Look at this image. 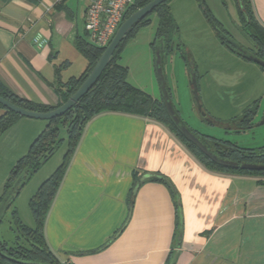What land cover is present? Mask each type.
Wrapping results in <instances>:
<instances>
[{
	"label": "crops",
	"instance_id": "crops-1",
	"mask_svg": "<svg viewBox=\"0 0 264 264\" xmlns=\"http://www.w3.org/2000/svg\"><path fill=\"white\" fill-rule=\"evenodd\" d=\"M250 1L264 28V0ZM85 6V0H0L1 84L34 103L59 104L67 82L88 65L78 48V40L89 41ZM170 8L176 24L188 19L184 10ZM144 28L125 46L139 42ZM247 63L258 81L243 90L230 81L229 113L220 121L256 100L260 109L264 72ZM224 79L219 87L226 88ZM45 125L19 117L0 135V145L13 151L10 166ZM56 153L20 193L28 187L33 193L52 174L64 154ZM43 231L62 264H264V175L209 170L164 124L102 113L85 124Z\"/></svg>",
	"mask_w": 264,
	"mask_h": 264
},
{
	"label": "trees",
	"instance_id": "trees-1",
	"mask_svg": "<svg viewBox=\"0 0 264 264\" xmlns=\"http://www.w3.org/2000/svg\"><path fill=\"white\" fill-rule=\"evenodd\" d=\"M149 1L151 0H133V2L126 8L123 20L137 8L145 5ZM169 1L170 0H167L158 5L150 14L133 26L127 38L124 39L114 51L112 60L103 70L95 84L63 115L45 120V127L31 142L27 153L19 157L11 167L2 194L0 195V204L9 194L5 211L11 209L16 229L19 232L20 238L23 239L24 244H20L16 240H13V244L0 240V264H62L46 243L43 231L45 218L55 193L64 177L71 157L81 138L85 124L102 113L112 112L133 115L149 118L164 124L189 149L195 158L209 170L220 173L238 172L264 175V170H247L226 167L212 161L197 146L190 142L172 123L160 98L153 97L148 92L132 85L127 80L128 67L119 62L121 52L127 41L133 37L139 29L151 23V15H156L158 20L153 47L155 46L156 41L162 38L164 41V52H166L168 46L171 47V50L172 47L174 48V37L177 36L178 26L172 16ZM196 1L214 34L220 39V42L238 56L252 61L249 58V55L239 50L236 43L225 34V30L222 28L221 24L204 6L203 0ZM232 2L236 9L237 25L239 29L247 38H250L257 50L251 52L244 47L243 48L249 54L264 60V28L260 26L253 14L251 1L232 0ZM224 36L227 37L225 41L223 40ZM78 48L87 58L88 65L79 77L72 78L67 82L66 90L62 92L61 102L59 104L55 106L38 104L18 97L5 88L1 82L0 95L16 105L34 111H48L60 105L85 79L105 47H97L89 41L78 40ZM257 65L264 72V66L261 64ZM257 107L258 100L246 106L243 109L242 114L223 122L234 123L237 125L238 129L249 128L253 124L252 116L255 115ZM0 108L3 110V113L0 115L1 135L9 129L19 117L23 116L5 109L1 104ZM215 120L221 122L218 119ZM190 130L193 131L201 141L219 157L237 163L245 162L264 164L263 147H242L213 136L204 138L194 129L190 128ZM63 142L66 143V150L60 163L52 174L41 182L36 191L29 198L28 206L32 215L33 226L30 227L24 225L18 218L17 210L13 203L32 175L35 174L37 170L59 149ZM207 142H212L215 145L213 144V147H210ZM216 147L220 150V153L215 150ZM18 176H21L20 180L15 188L10 191ZM133 178L136 183V173H134ZM151 180L162 181L161 178L158 179L154 177L151 178Z\"/></svg>",
	"mask_w": 264,
	"mask_h": 264
},
{
	"label": "rangeland",
	"instance_id": "rangeland-1",
	"mask_svg": "<svg viewBox=\"0 0 264 264\" xmlns=\"http://www.w3.org/2000/svg\"><path fill=\"white\" fill-rule=\"evenodd\" d=\"M203 2L208 11L221 24L222 28L235 39L234 41L231 38L235 43L240 46L247 43L245 35L236 25L237 13L232 0H203ZM171 5L177 7L179 13L184 10L188 14V19L177 22L178 31L177 36L174 37V48L177 47L176 50L165 56L164 59V78L169 87L171 101L180 110L178 114L190 128L197 129L201 133L229 139L247 147L264 145V99L255 117L257 125L244 133L227 132L223 127L208 125L204 121L197 109L193 95L191 82L192 66H194L198 75L197 84L198 86L200 85L198 88L199 103L203 111L217 119L229 113V107L225 104L227 98L231 97V90L233 89L227 88L230 85V81L235 82V87L239 88V90H243L246 85H249L250 80L255 83L258 80L252 69L249 68L250 65L247 62L250 61L236 59L235 55L228 52L218 43L196 0H170L169 6ZM179 13L177 12L178 17ZM150 17L151 23L147 25L148 27H142L144 29L140 33L139 42L129 43L124 46L119 62L128 67L127 79L129 83L149 94H155L160 97V88L154 66L155 48L147 43L148 37H151V39L153 37L154 40L158 20L154 14ZM196 23L199 24V34L193 35L191 29L192 25ZM222 76L225 77L223 82L228 80L225 83L227 89L219 87V84L222 83L220 81ZM8 148L5 145H0V195L13 166H10L11 164L8 162L13 151L11 150L12 148ZM65 150L66 143L63 142L55 156H61ZM33 193L29 192L28 187L19 193L13 203L20 221L30 227L33 226V219L28 201ZM0 240L7 241L10 244L13 240H16L18 243L24 244L16 229L11 209L5 211L2 216Z\"/></svg>",
	"mask_w": 264,
	"mask_h": 264
},
{
	"label": "water",
	"instance_id": "water-1",
	"mask_svg": "<svg viewBox=\"0 0 264 264\" xmlns=\"http://www.w3.org/2000/svg\"><path fill=\"white\" fill-rule=\"evenodd\" d=\"M167 0H151L147 2L145 5L137 8L131 14H129L118 26L114 35L112 36L109 43L105 46L102 53L99 55L94 65L92 66L89 73L86 75L85 79L76 87L74 92L68 96V98L61 103L60 105L54 107L48 111H34L30 109L23 108L15 103L7 100L3 96L0 95V104L7 110L13 111L16 114H19L23 117L41 119V120H49L55 117H59L63 115L66 111L72 108L79 99L95 84L98 80L99 76L106 68L108 63L113 58V53L119 44L127 38L129 32L133 28L135 24H137L140 20L150 14L158 5L165 2ZM237 48L241 50L243 53L249 55V58L255 62L256 64H261L264 66V60L259 59L256 56L249 54L242 46L236 43ZM155 55H154V66L157 74V80L160 88V99L165 107V110L172 121V123L177 127V129L195 146H197L207 157H209L215 163L226 167L232 168H241L247 170H264V164H255V163H237L235 161L219 157L215 154L211 149H209L201 139L190 130V128L184 123V121L179 116L177 110L175 109L171 97L169 87L164 78V41L163 39H159L156 41L154 46ZM193 71V70H192ZM195 74L192 77V87H193V95L197 104V109L201 116L207 121L214 122L212 118L208 116V114L203 111L201 104L199 103L198 96V88L195 82ZM21 176H18L13 186L11 187L12 191L20 180ZM9 194L3 199L0 204V221L1 218L7 208Z\"/></svg>",
	"mask_w": 264,
	"mask_h": 264
},
{
	"label": "built area",
	"instance_id": "built-area-1",
	"mask_svg": "<svg viewBox=\"0 0 264 264\" xmlns=\"http://www.w3.org/2000/svg\"><path fill=\"white\" fill-rule=\"evenodd\" d=\"M84 27L90 43L105 47L133 0H85ZM37 41V39H35Z\"/></svg>",
	"mask_w": 264,
	"mask_h": 264
},
{
	"label": "flooded vegetation",
	"instance_id": "flooded-vegetation-1",
	"mask_svg": "<svg viewBox=\"0 0 264 264\" xmlns=\"http://www.w3.org/2000/svg\"><path fill=\"white\" fill-rule=\"evenodd\" d=\"M157 18V17H156ZM236 25H237V23H236ZM238 26V25H237ZM239 28V27H238ZM225 32V34L226 35H228V37H230V38H232L234 41H235V39L230 35V33H228L227 31H224ZM216 36V35H215ZM246 37V36H245ZM216 38H217V40H218V42L225 48V49H227L229 52H231V53H233V54H235V55H237L236 53H234L233 51H231L229 48H227L225 45H223L221 42H220V39H218V37L216 36ZM224 39V41L226 40V36H224L223 37ZM246 41H247V43L244 45H242L245 49H247V50H249V51H251V52H253V51H256L257 49H256V47H255V45H254V43L250 40V38H247L246 37ZM171 45V44H170ZM174 50H176V48H173L172 47V50H171V47L170 46H168L167 47V49H166V52H164V55L165 56H167L168 54H170V53H172ZM164 56V57H165ZM183 56V55H182ZM238 56V55H237ZM238 57H240V56H238ZM240 58H242V57H240ZM243 60H246V59H244V58H242ZM247 61H249V60H247ZM251 62H253V61H251ZM193 70V71H192ZM194 74H196V72H195V68H194V66H192V68H191V81H192V77H193V75ZM195 77V82H196V84H197V81H196V75L194 76ZM197 88H198V84H197ZM170 97H171V95H170ZM172 100V99H171ZM175 107V106H174ZM175 109L177 110V108L175 107ZM258 111H259V102H258V107H257V109H256V113H255V115H253L252 116V121H253V124H252V126L251 127H249V128H246V129H238L237 128V125L236 124H234V123H224L223 121H221V122H219V121H217V120H215V119H217V118H215V117H213V116H211V115H209L208 113V116L210 117V118H212L213 119V121L214 122H209V121H207L206 119H204V121L208 124V125H214V126H220V127H223L224 128V130L225 131H227V132H229V131H232V132H235V133H244V132H246V131H248V130H250V129H252V128H254L257 124V121L255 120V117H256V115L258 114ZM178 113H179V111H177ZM241 114H242V112H241ZM263 116H264V112H263ZM227 121V120H226ZM197 133H199L202 137H204V138H207V137H209V136H213V137H215V138H220V137H217V136H215V135H212V134H204V133H201V132H199L197 129H194ZM220 139H224V138H220ZM224 140H226V141H228L229 143H231V144H235V145H238V146H242V145H240V144H238L237 142H235V141H232V140H229V139H224ZM208 143V146H210V147H213V144L214 143H212V142H207ZM215 145V144H214ZM242 147H247V146H242ZM259 147H263V149H264V145H261V146H259ZM259 147H251V148H259ZM215 150L217 151V152H219L220 153V150L216 147L215 148Z\"/></svg>",
	"mask_w": 264,
	"mask_h": 264
}]
</instances>
